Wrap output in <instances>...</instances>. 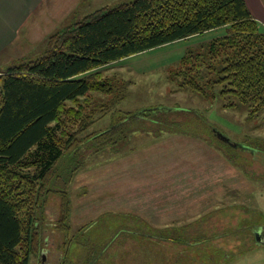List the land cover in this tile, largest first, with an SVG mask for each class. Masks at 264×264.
<instances>
[{
	"label": "rangeland",
	"instance_id": "1",
	"mask_svg": "<svg viewBox=\"0 0 264 264\" xmlns=\"http://www.w3.org/2000/svg\"><path fill=\"white\" fill-rule=\"evenodd\" d=\"M132 1L83 0L88 7L52 33ZM228 34L221 27L97 70L112 91L80 100L88 121L68 126L78 144L37 210L30 264H160V255L165 264H264L251 231L264 238V115L249 120L177 75L188 52ZM118 125L116 144L100 148L94 138ZM160 231L206 241L160 242Z\"/></svg>",
	"mask_w": 264,
	"mask_h": 264
},
{
	"label": "trees",
	"instance_id": "2",
	"mask_svg": "<svg viewBox=\"0 0 264 264\" xmlns=\"http://www.w3.org/2000/svg\"><path fill=\"white\" fill-rule=\"evenodd\" d=\"M221 27L229 34L182 59L181 86L220 98L225 108H245L255 120L264 115V31L245 0H134L104 8L53 34L42 56L0 74V264H30L36 254L37 210L78 141L68 126L88 121L80 100L112 91L97 70ZM118 127L94 138L100 148L116 144ZM62 208L70 213L65 197ZM257 228L251 227L254 237ZM159 238L188 246L206 241L181 231H160Z\"/></svg>",
	"mask_w": 264,
	"mask_h": 264
},
{
	"label": "crops",
	"instance_id": "3",
	"mask_svg": "<svg viewBox=\"0 0 264 264\" xmlns=\"http://www.w3.org/2000/svg\"><path fill=\"white\" fill-rule=\"evenodd\" d=\"M245 1L264 30L262 0ZM85 5L83 0H0V74L20 60L42 56L55 26L67 23Z\"/></svg>",
	"mask_w": 264,
	"mask_h": 264
},
{
	"label": "water",
	"instance_id": "4",
	"mask_svg": "<svg viewBox=\"0 0 264 264\" xmlns=\"http://www.w3.org/2000/svg\"><path fill=\"white\" fill-rule=\"evenodd\" d=\"M256 238H257V242L259 244H262L263 243L262 233L260 231L256 232Z\"/></svg>",
	"mask_w": 264,
	"mask_h": 264
},
{
	"label": "flooded vegetation",
	"instance_id": "5",
	"mask_svg": "<svg viewBox=\"0 0 264 264\" xmlns=\"http://www.w3.org/2000/svg\"><path fill=\"white\" fill-rule=\"evenodd\" d=\"M264 237V236H263ZM263 243H264V238H263Z\"/></svg>",
	"mask_w": 264,
	"mask_h": 264
}]
</instances>
